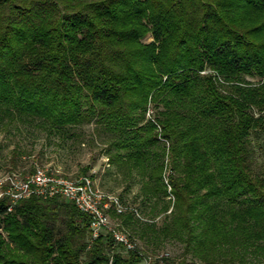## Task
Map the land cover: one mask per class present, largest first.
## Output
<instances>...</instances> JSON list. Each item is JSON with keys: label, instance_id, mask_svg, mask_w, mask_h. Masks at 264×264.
I'll return each mask as SVG.
<instances>
[{"label": "trees", "instance_id": "1", "mask_svg": "<svg viewBox=\"0 0 264 264\" xmlns=\"http://www.w3.org/2000/svg\"><path fill=\"white\" fill-rule=\"evenodd\" d=\"M17 123L92 125L143 201L172 204L160 223L109 212L144 244L127 250L59 196L2 195L0 264H264V0H0V124ZM169 242L178 258L154 250Z\"/></svg>", "mask_w": 264, "mask_h": 264}, {"label": "rangeland", "instance_id": "2", "mask_svg": "<svg viewBox=\"0 0 264 264\" xmlns=\"http://www.w3.org/2000/svg\"><path fill=\"white\" fill-rule=\"evenodd\" d=\"M75 134L73 137L49 136L36 123L0 124V178L13 172L24 177L35 167L71 178L88 175L100 190L118 197L126 208H135L141 218L160 223L164 216L162 207L170 205V202L172 204L171 197L167 196L160 201H143L139 178L136 175L130 178L109 163L102 137L95 134L92 125L77 129ZM260 144L258 162L264 161V134L260 137ZM82 170L85 173H81ZM3 189L4 185H1L0 197ZM109 216L112 226L119 224L113 213H109ZM132 238L135 245L144 248L141 240L134 235ZM154 250L161 256L166 254L171 258H178L181 254L180 245L170 242ZM148 253L152 254L151 251Z\"/></svg>", "mask_w": 264, "mask_h": 264}, {"label": "built area", "instance_id": "3", "mask_svg": "<svg viewBox=\"0 0 264 264\" xmlns=\"http://www.w3.org/2000/svg\"><path fill=\"white\" fill-rule=\"evenodd\" d=\"M4 185L2 195L9 199L7 210L20 199L35 196L39 198H51L59 196L71 202L81 213L89 216V230L92 239L101 234L110 233L115 242L123 245L127 250L134 248V243L126 233L111 225L109 212L122 214L127 208L118 197L100 190L88 175L74 178L59 175L41 167H35L32 174L20 177L17 173H11L0 178V186ZM138 216L135 209H130ZM145 264H148L146 261Z\"/></svg>", "mask_w": 264, "mask_h": 264}]
</instances>
